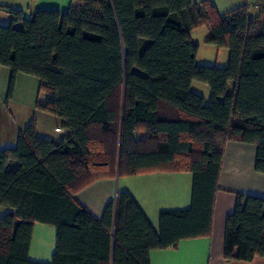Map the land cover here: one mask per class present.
Instances as JSON below:
<instances>
[{"label":"trees","instance_id":"obj_1","mask_svg":"<svg viewBox=\"0 0 264 264\" xmlns=\"http://www.w3.org/2000/svg\"><path fill=\"white\" fill-rule=\"evenodd\" d=\"M219 13L210 0H85L66 11L11 9L0 24V65L40 81L38 110L64 120L61 141L31 121L0 149V264L28 259L34 223L56 228L50 264H149L150 251L207 236L227 141L256 145L264 173V0ZM19 23L16 25L15 23ZM228 50L225 67L197 65L190 30ZM210 89L207 103L190 89ZM143 132L144 139L138 134ZM14 162V164H12ZM168 169L192 174L190 206L159 212L156 232L127 192L96 218L75 197L113 175ZM223 256L264 257V198L238 194L225 220Z\"/></svg>","mask_w":264,"mask_h":264},{"label":"crops","instance_id":"obj_2","mask_svg":"<svg viewBox=\"0 0 264 264\" xmlns=\"http://www.w3.org/2000/svg\"><path fill=\"white\" fill-rule=\"evenodd\" d=\"M85 0H0V24L11 22V9L22 11L30 18L39 9L80 8ZM200 0H190L191 3ZM219 13H226L239 6L248 5L249 16L257 13L249 8V0H210ZM257 1V0H256ZM18 25L19 23H15ZM190 38L198 47L197 65L225 67L228 50L207 42L209 30L205 25L190 30ZM10 69L0 65V149L14 148L17 138L31 121L35 123L38 137L61 141L67 136L64 120L38 110L36 104L43 102L46 94L39 91L37 77L17 73L10 98H7ZM190 89L207 103L210 89L198 81L191 82ZM144 139V133L138 134ZM256 145L229 140L223 150L214 197L210 234L180 240L175 247L154 249L149 254V264H264V257L255 256L251 261L226 260L223 256L225 220L233 211L238 194L264 198V173L255 169ZM14 164V162L12 163ZM113 175L97 179L75 193L76 199L96 218L102 216L104 207L115 202L118 193L127 192L136 202L152 228L158 232V215L162 210H180L190 206L192 174L187 171L157 169L132 175L119 174L116 166ZM14 209L0 204V217ZM56 228L49 224L34 223L28 249V259L50 264L55 250Z\"/></svg>","mask_w":264,"mask_h":264},{"label":"rangeland","instance_id":"obj_3","mask_svg":"<svg viewBox=\"0 0 264 264\" xmlns=\"http://www.w3.org/2000/svg\"><path fill=\"white\" fill-rule=\"evenodd\" d=\"M249 8L252 12H254L256 10V8L254 7V4L256 3V0H249Z\"/></svg>","mask_w":264,"mask_h":264},{"label":"built area","instance_id":"obj_4","mask_svg":"<svg viewBox=\"0 0 264 264\" xmlns=\"http://www.w3.org/2000/svg\"><path fill=\"white\" fill-rule=\"evenodd\" d=\"M255 6L257 7V3L255 4Z\"/></svg>","mask_w":264,"mask_h":264}]
</instances>
